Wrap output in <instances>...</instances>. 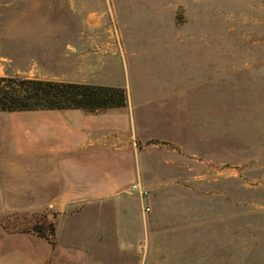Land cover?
<instances>
[{
  "label": "rangeland",
  "instance_id": "374dc122",
  "mask_svg": "<svg viewBox=\"0 0 264 264\" xmlns=\"http://www.w3.org/2000/svg\"><path fill=\"white\" fill-rule=\"evenodd\" d=\"M42 2L56 55L60 39L94 34L118 67L154 199L136 264H264V0ZM11 8L0 0V18ZM8 70L0 61V76L63 78L61 66ZM54 215L47 203L0 202V264H38L32 227Z\"/></svg>",
  "mask_w": 264,
  "mask_h": 264
},
{
  "label": "crops",
  "instance_id": "0c3cea01",
  "mask_svg": "<svg viewBox=\"0 0 264 264\" xmlns=\"http://www.w3.org/2000/svg\"><path fill=\"white\" fill-rule=\"evenodd\" d=\"M11 1L0 18V61L14 66L9 72L61 66L59 81L118 86V67L95 52L94 34L60 39L56 55L55 19L44 0ZM126 105L0 112V202L47 203L56 212L54 245L38 236L31 249L38 264H136L139 241L150 245L154 199L129 191L133 183L149 187Z\"/></svg>",
  "mask_w": 264,
  "mask_h": 264
},
{
  "label": "trees",
  "instance_id": "16d2710c",
  "mask_svg": "<svg viewBox=\"0 0 264 264\" xmlns=\"http://www.w3.org/2000/svg\"><path fill=\"white\" fill-rule=\"evenodd\" d=\"M125 104V91L118 86L0 76V112L69 108L94 112ZM55 218L35 223L32 231L53 244Z\"/></svg>",
  "mask_w": 264,
  "mask_h": 264
},
{
  "label": "built area",
  "instance_id": "2783aa9c",
  "mask_svg": "<svg viewBox=\"0 0 264 264\" xmlns=\"http://www.w3.org/2000/svg\"><path fill=\"white\" fill-rule=\"evenodd\" d=\"M131 193H138L142 198H145L149 195V191L142 187L139 183H133L129 187ZM150 211L149 206L144 207V212L148 213Z\"/></svg>",
  "mask_w": 264,
  "mask_h": 264
}]
</instances>
